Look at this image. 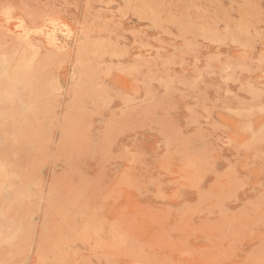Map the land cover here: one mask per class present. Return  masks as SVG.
Returning a JSON list of instances; mask_svg holds the SVG:
<instances>
[{"label":"rangeland","instance_id":"rangeland-1","mask_svg":"<svg viewBox=\"0 0 264 264\" xmlns=\"http://www.w3.org/2000/svg\"><path fill=\"white\" fill-rule=\"evenodd\" d=\"M0 264H264V0H0Z\"/></svg>","mask_w":264,"mask_h":264}]
</instances>
